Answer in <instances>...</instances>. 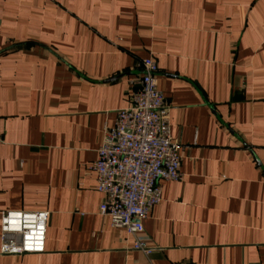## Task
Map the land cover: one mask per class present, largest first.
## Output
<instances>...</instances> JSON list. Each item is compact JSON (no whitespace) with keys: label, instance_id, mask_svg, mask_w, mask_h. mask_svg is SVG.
Returning <instances> with one entry per match:
<instances>
[{"label":"crops","instance_id":"0c3cea01","mask_svg":"<svg viewBox=\"0 0 264 264\" xmlns=\"http://www.w3.org/2000/svg\"><path fill=\"white\" fill-rule=\"evenodd\" d=\"M147 57L182 147L145 252L92 166ZM0 134V227L50 214L45 251L0 264H264V0H0Z\"/></svg>","mask_w":264,"mask_h":264},{"label":"built area","instance_id":"2783aa9c","mask_svg":"<svg viewBox=\"0 0 264 264\" xmlns=\"http://www.w3.org/2000/svg\"><path fill=\"white\" fill-rule=\"evenodd\" d=\"M140 66L131 104L118 112L113 127H105L92 168L103 195L100 213L133 235L135 249L147 252L144 221L161 201L160 181L181 178L182 145L170 133L169 106L159 87L157 61L147 57ZM49 217L48 211H3L0 253H43Z\"/></svg>","mask_w":264,"mask_h":264}]
</instances>
